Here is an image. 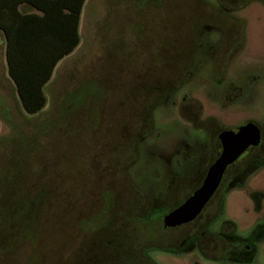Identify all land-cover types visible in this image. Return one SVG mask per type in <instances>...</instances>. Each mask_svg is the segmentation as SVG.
Instances as JSON below:
<instances>
[{"label": "rangeland", "instance_id": "1", "mask_svg": "<svg viewBox=\"0 0 264 264\" xmlns=\"http://www.w3.org/2000/svg\"><path fill=\"white\" fill-rule=\"evenodd\" d=\"M205 1L218 11L211 23L199 0H86L79 45L36 116L7 79L0 40V264H79L92 240L114 264H148L141 253L155 264H264V238L249 258L213 260L196 234L170 232L178 246L159 247L144 222L201 184L221 130L252 121L263 143L229 172L216 217L192 227L243 239L264 226V3ZM184 62L187 72L171 71ZM123 246L138 260L113 262Z\"/></svg>", "mask_w": 264, "mask_h": 264}, {"label": "trees", "instance_id": "2", "mask_svg": "<svg viewBox=\"0 0 264 264\" xmlns=\"http://www.w3.org/2000/svg\"><path fill=\"white\" fill-rule=\"evenodd\" d=\"M191 1L195 2V6L198 5L196 4L197 0ZM234 1L237 2V6H241L252 0ZM259 1L264 3V0ZM84 2L85 0H0V31L5 41L7 72L13 82L18 100L26 113L34 114L45 107L46 95L44 87L46 83L51 78L57 63L72 53L79 45V26ZM199 3L201 4L200 11L203 13L200 17L201 21L204 20L211 23V20L207 19H217L218 15L215 13H218V11L206 10L205 0H199ZM223 3L230 8L237 7L231 5L227 0H223ZM192 8L194 6L189 8L191 9V14L193 13ZM194 10H198V8ZM206 13L209 14L206 15ZM229 18L230 16L228 15L226 20ZM223 47L225 50L229 49L227 42H225ZM224 49L215 58V63L218 66L222 55L225 53ZM188 68H190L189 65L184 62L182 66L174 64L171 71L185 73L189 70ZM179 77L178 75L177 79ZM177 79L176 82L178 81ZM168 87H165L164 90L171 93L173 87ZM262 143L263 140L261 139L260 145ZM259 146L248 148L247 153L228 166L220 186L210 200L211 202L200 214V217H202L198 218L202 227H206L216 217L220 209L222 190L226 184L229 172L237 165H239L237 172L242 171L245 167V164L242 165L244 158H246L247 154L258 149ZM159 220L156 224H154L156 220L144 221L149 226L153 223L155 230H153L152 234L154 241L159 247L165 245L177 246L175 243L171 244L168 241V237L170 232H179V236L182 239L189 234H196L200 251L210 258L215 257L214 254L208 252V249H212V247L219 248L221 251L219 257L226 254L228 245L226 239L215 233L201 232V230L195 228L196 226L192 227L197 220L172 229H165L162 226V221ZM190 227L192 228L186 231ZM91 243L88 250L79 256L82 259L79 264H101V261L105 260L106 263H110L111 258L107 259L105 257V252L101 249V243H96L94 240ZM109 254L112 255V258L114 257L113 262L117 258L129 257L135 261L138 260L135 257L132 246L114 248ZM139 257L146 262L148 261V264H155L143 253L139 254Z\"/></svg>", "mask_w": 264, "mask_h": 264}, {"label": "water", "instance_id": "3", "mask_svg": "<svg viewBox=\"0 0 264 264\" xmlns=\"http://www.w3.org/2000/svg\"><path fill=\"white\" fill-rule=\"evenodd\" d=\"M221 150L209 165L201 184L176 208L162 218L164 227H175L194 220L218 189L228 166L248 148L257 147L262 135L259 126L246 122L237 129H223L218 133Z\"/></svg>", "mask_w": 264, "mask_h": 264}, {"label": "flooded vegetation", "instance_id": "4", "mask_svg": "<svg viewBox=\"0 0 264 264\" xmlns=\"http://www.w3.org/2000/svg\"><path fill=\"white\" fill-rule=\"evenodd\" d=\"M217 139H218V134H217ZM218 141H219V139H218ZM219 144H220V141H219ZM220 150H221V144H220V149L218 150V152H217V155L215 156V159L217 158V156L219 155V152H220ZM247 151V150H246ZM245 151V152H246ZM244 154V153H243ZM214 159V160H215ZM213 160V161H214ZM238 160V159H237ZM225 174V173H224ZM223 179V178H222ZM201 183V182H200ZM221 184V183H220ZM220 186V185H219ZM196 189V188H195ZM194 189V190H195ZM193 190V191H194ZM192 191V192H193ZM191 192V193H192ZM216 192V191H215ZM190 193V194H191ZM189 194V195H190ZM188 195V196H189ZM214 195V194H213ZM187 196V197H188ZM186 197V198H187ZM213 197V196H212ZM211 197V198H212ZM185 198V199H186ZM184 199V200H185ZM261 199V198H260ZM183 200V201H184ZM211 200V199H210ZM208 201L207 202V204L205 205V207L202 209V211L199 213V215L194 219V220H197L199 217H200V214L205 210V208H206V206H208V204L211 202V201ZM262 200V199H261ZM182 201V202H183ZM181 202V203H182ZM180 203V204H181ZM180 204H178L177 206H179ZM177 206H175V207H173L172 209H170V210H168L166 213H168L169 211H171V210H173L174 208H176ZM259 207H260V204L258 205ZM165 213V214H166ZM165 214H163V216L165 215ZM163 216L161 217V221H162V218H163ZM194 220H192V221H190V222H193ZM190 222H188V223H190ZM188 223H185V224H188ZM182 225H184V224H182ZM182 225H179V226H175V227H164L163 226V223H162V226L165 228V229H168V228H177V227H180V226H182ZM261 229H263L264 230V226H262V225H260V226H258V227H256V228H254V229H250L248 232H246L244 235H243V239H237V238H234V237H232V238H226V237H224L225 239H226V241H227V251H226V254L225 255H227V254H230V253H241V254H243L244 255V257L245 258H249V256L254 252V250H255V247H256V245L258 244V242H261L262 240H263V238H264V231L263 230H261ZM260 230V231H259ZM227 231H230L229 233H227V234H231V232H233V229H229V230H227ZM234 233V232H233ZM232 235V234H231ZM177 246H178V244H177ZM197 250H199L200 251V248L198 247L197 248ZM201 252V251H200ZM208 252L209 253H211V254H214V258H210V257H207V255H205L204 253H202L201 252V254L203 255V256H205L206 258H209V259H213V260H216V259H218V260H224V258H225V255L224 256H222V257H219V254H220V250H219V248L218 247H212V249H210V251H209V249H208ZM244 258V259H245ZM110 261V260H109ZM104 262H106V260L104 261ZM104 262H102L103 264H105ZM112 264H114V263H112Z\"/></svg>", "mask_w": 264, "mask_h": 264}, {"label": "crops", "instance_id": "5", "mask_svg": "<svg viewBox=\"0 0 264 264\" xmlns=\"http://www.w3.org/2000/svg\"><path fill=\"white\" fill-rule=\"evenodd\" d=\"M85 2H86V0H85ZM85 2H84V4H83V7H82V12H81V15L83 14V9L85 8L84 7V5H85ZM4 40V36H3V34H2V32L0 31V40ZM5 42V41H4ZM54 72V71H53ZM52 77V76H51ZM7 79L8 80H10V82L12 83V85H13V82L11 81V79H10V77H9V75H7ZM51 80V78L49 79V81ZM49 81L46 83V85H45V87H44V91H45V88H46V86H47V84L49 83ZM45 95H46V93H45ZM18 97V96H17ZM46 97H47V95H46ZM19 101V100H18ZM19 104H20V102H19ZM46 104H47V98H46ZM20 106H21V104H20ZM22 107V106H21ZM45 107H46V105H45ZM44 107V108H45ZM44 108L42 109V110H44ZM41 110V111H42ZM40 111V112H41ZM40 112H37V113H34V116H36V115H38ZM28 114V113H27ZM33 115V114H32Z\"/></svg>", "mask_w": 264, "mask_h": 264}]
</instances>
